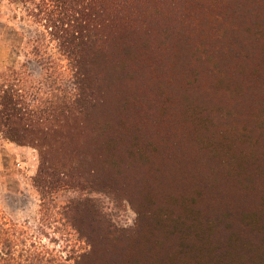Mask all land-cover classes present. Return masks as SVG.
I'll use <instances>...</instances> for the list:
<instances>
[{
	"label": "rangeland",
	"instance_id": "374dc122",
	"mask_svg": "<svg viewBox=\"0 0 264 264\" xmlns=\"http://www.w3.org/2000/svg\"><path fill=\"white\" fill-rule=\"evenodd\" d=\"M173 7L186 16L149 21L144 49L143 34L130 39L128 78L102 84L99 129L77 158L93 191L59 197L97 210L73 214L82 264H264V1ZM43 33L22 7L0 3V77L19 75L23 95L39 81L48 99L52 69L25 55L26 38ZM43 50L58 57L47 36ZM38 166L35 149L0 132V213L30 228ZM60 233L43 242L64 256Z\"/></svg>",
	"mask_w": 264,
	"mask_h": 264
},
{
	"label": "trees",
	"instance_id": "16d2710c",
	"mask_svg": "<svg viewBox=\"0 0 264 264\" xmlns=\"http://www.w3.org/2000/svg\"><path fill=\"white\" fill-rule=\"evenodd\" d=\"M263 1L0 0L22 7L31 22L43 28L44 33L37 38H26L29 51L25 55L36 56L41 68L53 71L48 99L40 96L39 81L23 95L19 75L0 77V132L8 140L37 151L39 166L33 183L40 197V219L35 228L14 223L0 213V264H82V254L70 248L72 232L77 241L85 238L73 214L83 209L96 215L97 210L89 198L67 199L61 206L59 197L67 190L84 195L93 191V181L88 180L90 168L83 169L77 158L86 161L83 149L91 135L88 130L95 133L98 127L99 122L91 118L104 97L102 84L114 81V75L120 80L128 78L134 51L130 39L143 34L139 48L144 49L146 34L154 32L148 22L186 16L174 9L179 4L223 6ZM160 33L165 32L161 29ZM46 36L56 44L58 57L44 53ZM119 51L124 61L119 59L118 67L113 66L109 57ZM95 141L103 143L102 135ZM109 144H113L110 138L106 140ZM53 229L61 231L70 254H56L43 242H54L50 238Z\"/></svg>",
	"mask_w": 264,
	"mask_h": 264
}]
</instances>
